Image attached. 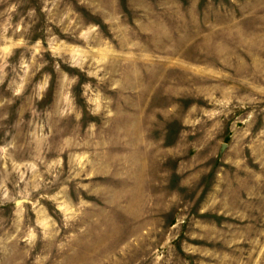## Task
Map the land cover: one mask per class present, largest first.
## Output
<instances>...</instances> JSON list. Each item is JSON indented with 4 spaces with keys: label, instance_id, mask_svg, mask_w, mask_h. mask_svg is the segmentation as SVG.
I'll return each mask as SVG.
<instances>
[{
    "label": "rangeland",
    "instance_id": "obj_1",
    "mask_svg": "<svg viewBox=\"0 0 264 264\" xmlns=\"http://www.w3.org/2000/svg\"><path fill=\"white\" fill-rule=\"evenodd\" d=\"M0 264H264V0H0Z\"/></svg>",
    "mask_w": 264,
    "mask_h": 264
}]
</instances>
